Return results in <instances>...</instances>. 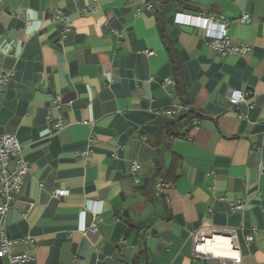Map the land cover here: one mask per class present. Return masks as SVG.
I'll use <instances>...</instances> for the list:
<instances>
[{
    "label": "crops",
    "instance_id": "obj_1",
    "mask_svg": "<svg viewBox=\"0 0 264 264\" xmlns=\"http://www.w3.org/2000/svg\"><path fill=\"white\" fill-rule=\"evenodd\" d=\"M154 1L181 96L148 0H0V136L29 165L5 218L22 264H264V0ZM177 12L224 22L248 50H215ZM183 99L198 126L167 139ZM158 165L174 174L161 193Z\"/></svg>",
    "mask_w": 264,
    "mask_h": 264
},
{
    "label": "built area",
    "instance_id": "obj_2",
    "mask_svg": "<svg viewBox=\"0 0 264 264\" xmlns=\"http://www.w3.org/2000/svg\"><path fill=\"white\" fill-rule=\"evenodd\" d=\"M174 20L183 24L192 23L202 28L209 44L219 52L242 54L248 50V45L246 44H233L227 33L226 24L219 22L216 18L177 12ZM248 20V15L243 14L241 21L247 22ZM147 53L152 54V51H148ZM7 80L6 75H0V93L5 89ZM247 95L243 92L234 91L230 95V100L232 103H236L244 100ZM55 101L58 102L59 97H56ZM197 126L198 121L195 120L190 127H187V130L197 128ZM56 127L59 128L60 124H56ZM20 150V145L14 134H3L0 136V260L7 257L8 264H22L27 258L25 255L10 252L9 240L5 234L6 213L18 197L22 180L29 170L27 161L20 156ZM259 151L261 152L259 174L264 176V149L259 148ZM79 155L83 156L85 153L80 152ZM11 158H14V162L10 167ZM132 167L134 169L136 164L134 163ZM165 186V183H157L155 186L156 192L161 193ZM63 193L64 191L62 190H54L56 197L62 196ZM243 207L244 203L241 199L232 202L233 210H240ZM95 227V223H92L88 226V229L94 230ZM252 238L253 233L251 232L248 234L247 239L250 241Z\"/></svg>",
    "mask_w": 264,
    "mask_h": 264
},
{
    "label": "trees",
    "instance_id": "obj_3",
    "mask_svg": "<svg viewBox=\"0 0 264 264\" xmlns=\"http://www.w3.org/2000/svg\"><path fill=\"white\" fill-rule=\"evenodd\" d=\"M148 1L151 3V10L153 11V13L156 17V20H157V27H158L160 37L162 39V42H163L164 47L168 53V56H169V59H170L171 65H172L173 84H174L176 94L181 96V94L184 93V86L182 83V74H181V70L179 67L177 51L174 47V44H173V41H172L170 35H168L166 33V29H165V27H166L165 23L166 22L164 20V17L162 16V13L160 12L159 7L157 6V4L155 3L154 0H148ZM165 1H168V0H165ZM173 1L177 2L181 7L185 8V9H191L192 8L186 0H173ZM182 105H183V111L180 114V116L175 121H173L172 123H169L166 126L165 131L163 132V134L166 135L167 139H171L173 137H185L186 133H188V130L186 129L185 133L180 135L178 133V127H181V128L190 127L194 120H198L200 118V116L197 113H195L189 107V101L187 99H183ZM158 136H159V134H158ZM169 171H167L166 175L161 174V168L158 165L157 177L159 179H161L164 183L165 181L170 179V177L174 176L173 172L172 171L169 172ZM134 228L137 229L138 231L140 230V232L141 231L145 232L144 231L145 228L141 227V226H130L129 227V229H134ZM144 253H145V250L142 249L139 252L138 260H141Z\"/></svg>",
    "mask_w": 264,
    "mask_h": 264
},
{
    "label": "water",
    "instance_id": "obj_4",
    "mask_svg": "<svg viewBox=\"0 0 264 264\" xmlns=\"http://www.w3.org/2000/svg\"><path fill=\"white\" fill-rule=\"evenodd\" d=\"M207 241H209L211 244L216 245V244H215V241H214V239H213L212 237H210ZM216 246H217V245H216Z\"/></svg>",
    "mask_w": 264,
    "mask_h": 264
}]
</instances>
